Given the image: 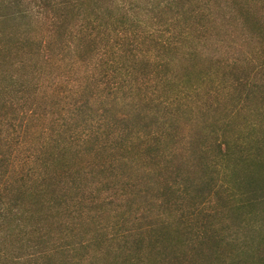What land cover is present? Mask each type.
<instances>
[{
	"label": "rangeland",
	"instance_id": "374dc122",
	"mask_svg": "<svg viewBox=\"0 0 264 264\" xmlns=\"http://www.w3.org/2000/svg\"><path fill=\"white\" fill-rule=\"evenodd\" d=\"M120 1L144 8L164 0ZM17 2L27 5L26 0H0V36H5L11 49L8 60L0 66V177H10L24 167V181L30 183L32 176L37 175L40 179L50 164V154L58 148H68L71 153L66 156L74 159V171L79 172L75 184L85 189L78 195L84 197L85 210L75 213L74 219L63 220L62 226L45 227L53 233L51 240L58 248L50 252L48 259L32 256L26 236L15 229L8 231L3 240L0 235V264H76L86 256L93 264H118L110 254L97 252H118L119 259H123L126 254L119 249L132 251L133 241L139 237L144 247L146 229L161 219L172 223L167 231L171 248L182 257L181 264H264V167L222 157L225 137L234 143L236 151L248 149L257 161H264V47L252 34L241 24H232L231 30L208 42L201 68L211 63V76L198 83L196 95L182 96L163 106L158 97H171L177 88L170 84L161 86L155 80L156 75L164 73L156 66L153 52H147V45L132 52L126 48L122 51V62L133 68V87H128L123 77L117 86L112 78H105L108 65L94 67L85 80L83 68L71 62L74 52L69 50L78 43L76 39L70 49L63 50V60L44 65L41 75H34L31 66L35 63V41L45 34V26L37 20L35 11L6 23L3 16H10L5 12L11 14ZM171 15L172 11L165 7L161 19ZM219 26L224 28L223 24ZM56 31L53 35L59 36ZM58 31L62 34L63 28ZM84 45L87 55L84 48L75 55L80 56L83 51V57L91 59V47ZM156 54L170 56L165 51ZM111 56L118 55L110 53L105 59ZM18 61H24L26 68L18 69ZM154 87L156 94L150 90ZM132 129L141 135L148 131L165 134L162 146L176 155L171 167L181 175L177 181L188 178L185 197L161 195L164 180L173 186L172 178L167 174L153 175L156 165L141 162H148L147 156H143L146 160L113 162L106 173L96 167L93 170L90 162L96 160L92 147L112 134ZM76 151L80 153L77 158L73 155ZM164 164L158 160L159 166ZM120 176H130L137 184L136 190L125 191L123 198L114 197L110 203L86 207L85 198L93 191L96 194V187L101 185L96 184L98 181H102L101 187L106 182L119 185ZM248 177L253 180L256 193L244 198ZM175 197L176 203L171 202ZM181 213L189 225L186 236L190 239L184 236L185 244L179 231L176 235V220ZM121 232L129 235L128 244L114 240ZM200 237L203 238L198 241ZM170 254L167 252V256ZM149 264L157 263L150 259Z\"/></svg>",
	"mask_w": 264,
	"mask_h": 264
},
{
	"label": "trees",
	"instance_id": "16d2710c",
	"mask_svg": "<svg viewBox=\"0 0 264 264\" xmlns=\"http://www.w3.org/2000/svg\"><path fill=\"white\" fill-rule=\"evenodd\" d=\"M26 4L23 6L18 2L14 3L11 14L4 11V15L10 17L3 16V19L5 18L8 23L19 15L35 11L37 20L45 26V34L35 41L36 51L33 53L35 63L33 62L31 66L34 75L36 72L41 75L43 67L55 65L63 60V50L70 49V44H73L76 39L78 43L74 45V49L69 50L74 52L71 62L83 68L85 80L89 78L94 67L103 68L104 65H108L103 73L105 78H112L117 86L120 78L123 77L127 86L133 87L136 86L131 80L133 68L122 62V51L126 48L127 52H132L139 46L147 45L149 46L147 52H153L156 66L164 73L156 75L155 80L160 82L161 86L170 84L177 88L171 97L166 95L164 100L158 97L163 106L182 96L188 98L197 94L198 83L211 76V71L208 69L211 63L206 61L209 65L201 68L204 49L207 43L216 40L215 38L220 33L231 30L232 24H241L264 47V0H164L155 6L150 4L144 8L135 4H125L120 0H26ZM165 7L172 11V15L169 16L170 18L161 19ZM149 12L155 15L149 16ZM220 24H223L224 28H221ZM60 28H63L62 34L58 31ZM55 31L59 36L53 35ZM0 37H2L0 38L1 66L8 60L11 49L5 36ZM83 43L91 47L89 52L91 59L83 57V51L80 56L75 55L77 50L86 46ZM157 51L168 52L170 56L162 57L156 54ZM84 52L87 55L85 48ZM110 53L118 55L117 58L111 56V59H105ZM16 67L26 68L24 61H18ZM154 88L149 89L151 93L156 94L158 90L157 87ZM146 95L147 93H144V96ZM139 132L137 129L127 130L125 133L112 134L104 142H97L98 144L92 147L96 160V163L90 162L93 170L96 167L98 171L106 173L109 167H113V162L115 164L124 159L146 160L143 156H147L149 161L141 162L143 164L151 162L156 165L158 170H154L155 167H153V175L163 177L167 174L169 178H172L173 186L177 184V187H173L167 183V180H164L161 195L164 197L168 194L169 196L175 194L178 197L180 195L185 197L188 194V178H180L177 181L181 175L171 167L176 155L171 149L167 150L162 146L165 134L161 131H148L141 135ZM222 146H224L223 159L232 160L235 157L242 164H259L264 167V161H257L248 149L236 151L234 143L225 137L222 139ZM69 152L68 148H58L51 153L50 164L45 173H41L40 179L38 175L32 176L30 183L23 180L22 169L24 167H21V171H16L14 175L11 174L10 177L9 175L0 177V235H2V240L7 236L8 231L15 229L21 236H26L27 248L32 256L41 255L48 259L52 250H58L56 242L51 240L53 233L48 231V228L44 230L45 227L62 226V223L64 225L63 220L74 219L75 213L85 210L82 207L84 197L81 196V199L78 196L85 189L75 184L76 175L79 172L74 171V159L66 156ZM76 152H73L75 158L80 154L79 151ZM206 153L205 150V155ZM158 160H162L165 164L159 166ZM71 172L72 175L69 176L68 173ZM230 176H233L232 173ZM57 177L62 180L59 181ZM131 179L130 176H120L117 177V180L121 182L119 185L106 182L104 187H101L102 181H98L96 184L101 185L96 187V194L94 195L95 191H93L89 197L85 198H88L86 207L102 202L110 203L114 197L123 198L125 191L136 190L137 184ZM246 180V188L242 196L251 198L252 194L256 193L255 185L250 177ZM232 182L234 184V181ZM14 183L18 186L15 187ZM72 196H76L75 199ZM62 197L66 199L63 200ZM167 199L166 204L169 205L170 199ZM176 200L177 197L171 202L176 203ZM167 216L171 217L170 214ZM185 221H188V218L183 213L176 220V235L179 231L183 244L190 239V236H186L189 225ZM170 224H172L170 221L161 219L155 226L146 229L147 242L144 247L139 237L133 241L135 246L131 249L132 251L119 249V252L126 254L123 259H119L121 257L117 255L118 252L111 253L108 250L105 253L104 251L97 253L110 254L113 262L118 264H149L150 259L157 264H181L182 257L175 252L174 248H171V238L167 231ZM116 236L118 237L114 240H118L121 245L128 244L129 235L127 233L121 232ZM199 236H201V231ZM202 238L200 237L198 241ZM167 252L171 253V256H167ZM85 262L93 264L87 256L75 261L76 264Z\"/></svg>",
	"mask_w": 264,
	"mask_h": 264
}]
</instances>
